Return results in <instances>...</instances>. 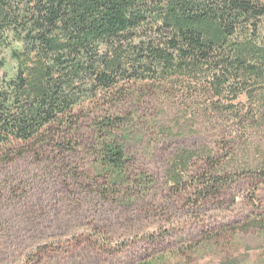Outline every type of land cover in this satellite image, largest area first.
<instances>
[{"label":"trees","instance_id":"1","mask_svg":"<svg viewBox=\"0 0 264 264\" xmlns=\"http://www.w3.org/2000/svg\"><path fill=\"white\" fill-rule=\"evenodd\" d=\"M8 56L17 72L7 81ZM256 84H264V0H0V165L76 156L81 108L139 94L164 100L181 120L247 121L240 99ZM125 124L112 116L96 124L101 172L85 182L101 197L150 181L130 170ZM245 178L264 183V163L252 169L225 143L183 149L167 171L171 190L199 209ZM263 216L243 231L264 232Z\"/></svg>","mask_w":264,"mask_h":264},{"label":"rangeland","instance_id":"2","mask_svg":"<svg viewBox=\"0 0 264 264\" xmlns=\"http://www.w3.org/2000/svg\"><path fill=\"white\" fill-rule=\"evenodd\" d=\"M16 72L8 56L1 77L8 81ZM254 88L251 98L240 99L243 122L236 114L181 120L178 109L147 94L120 106L81 108L76 156L0 165V264H263L264 232L243 229L264 215V183L245 178L199 209L167 181L169 163L183 149L225 143L252 169L264 163V84ZM111 116L128 125L120 136L130 170L150 181L144 190L124 185L118 196L101 197L85 177L101 172L92 157L95 128Z\"/></svg>","mask_w":264,"mask_h":264}]
</instances>
